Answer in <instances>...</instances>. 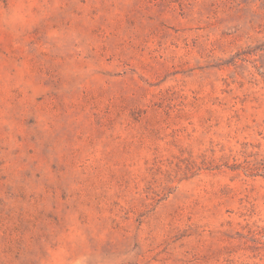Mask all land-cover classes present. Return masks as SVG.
<instances>
[{"label": "rangeland", "instance_id": "1", "mask_svg": "<svg viewBox=\"0 0 264 264\" xmlns=\"http://www.w3.org/2000/svg\"><path fill=\"white\" fill-rule=\"evenodd\" d=\"M0 264H264V0H0Z\"/></svg>", "mask_w": 264, "mask_h": 264}]
</instances>
